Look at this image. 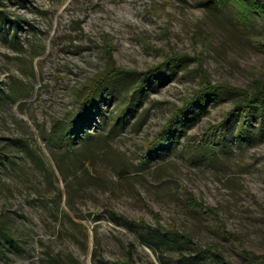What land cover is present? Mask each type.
<instances>
[{
	"label": "rangeland",
	"instance_id": "rangeland-1",
	"mask_svg": "<svg viewBox=\"0 0 264 264\" xmlns=\"http://www.w3.org/2000/svg\"><path fill=\"white\" fill-rule=\"evenodd\" d=\"M220 2L0 0V264L172 261L146 225L235 264L264 255V103L245 123L238 94L218 92L165 132L206 83L264 88V17ZM158 64L140 88L124 73ZM114 69L113 96L68 134Z\"/></svg>",
	"mask_w": 264,
	"mask_h": 264
},
{
	"label": "trees",
	"instance_id": "trees-1",
	"mask_svg": "<svg viewBox=\"0 0 264 264\" xmlns=\"http://www.w3.org/2000/svg\"><path fill=\"white\" fill-rule=\"evenodd\" d=\"M227 0H221V5ZM235 2L237 7L235 13L240 22L247 20L250 23L255 20L257 15L264 17V0H230ZM233 2V3H234ZM5 13V12H2ZM9 17L8 14H5ZM245 23V22H243ZM246 24V23H245ZM250 25V24H249ZM246 24V26H249ZM162 65L158 64L154 67H151L147 70L142 71H126L135 72L137 82V87L140 88L143 82L146 80H152L160 76L164 72ZM164 69V70H163ZM117 69H114L111 73L107 72L104 74H97L93 80V84L86 85V91L80 100L79 110L74 115L73 119L70 121L68 134L76 136L79 133L77 129L78 121H81L85 118H91L92 112L91 108L99 104L100 101L104 100L106 94L112 95L111 91H105L107 84L111 80L115 79L114 77L120 76L121 72L116 73ZM207 82V81H206ZM90 86V88H88ZM228 85H213L209 83L204 84L203 88L199 89L195 95L186 102L185 105L178 108L173 114L171 120L165 128V132L170 130L172 127H179V123L183 119L188 118V110L193 107L199 101H208L210 98L218 92H223L227 90L231 93L238 94L237 99L235 100L236 104L229 111L230 114L236 113L239 111L243 112V118L245 123H248L254 116V109L264 103V88L263 86H257L256 88H251V90H241V89H226ZM83 92V91H82ZM113 92V91H112ZM240 95V96H239ZM113 96V95H112ZM220 126V124L218 125ZM209 134L205 136L207 138ZM204 138V139H205ZM159 140V138L157 139ZM204 141L207 142L205 139ZM211 141H208V143ZM150 147H157L156 141L152 143ZM0 156H4L0 152ZM203 207V206H201ZM138 224L146 225L144 221L138 222ZM150 230L149 239L146 241L147 244L152 247L155 251H168L175 255L174 259L171 261L168 258H165L163 252L159 255V262L161 264H235L232 260L228 259L222 252L213 248V247H202L200 246L191 235L180 232L174 229H166L162 226H151L146 225ZM129 259H131V254L129 253ZM252 264H264V255H257L253 258Z\"/></svg>",
	"mask_w": 264,
	"mask_h": 264
}]
</instances>
